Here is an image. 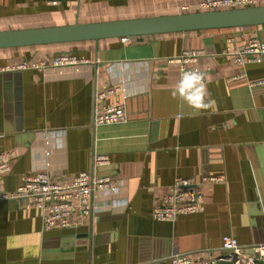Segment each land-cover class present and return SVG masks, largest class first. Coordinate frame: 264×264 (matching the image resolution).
Returning a JSON list of instances; mask_svg holds the SVG:
<instances>
[{
  "label": "crops",
  "instance_id": "obj_1",
  "mask_svg": "<svg viewBox=\"0 0 264 264\" xmlns=\"http://www.w3.org/2000/svg\"><path fill=\"white\" fill-rule=\"evenodd\" d=\"M195 2L0 0V31L177 15ZM253 38L264 41V26L0 50V154L16 153L4 191L40 173L70 182L93 172L95 155L110 158L96 175L118 182L96 195L91 220L68 229L43 232L41 210L0 202V264H172L177 254L226 256L224 236L264 244V85L251 87L264 81V62L241 67L223 55ZM190 50L205 52L189 67L204 74L206 110L172 95V60ZM64 54L89 63L9 69ZM114 87L102 105L123 104L128 120L95 128V95ZM177 178L223 181L202 186V212L157 222Z\"/></svg>",
  "mask_w": 264,
  "mask_h": 264
},
{
  "label": "built area",
  "instance_id": "obj_2",
  "mask_svg": "<svg viewBox=\"0 0 264 264\" xmlns=\"http://www.w3.org/2000/svg\"><path fill=\"white\" fill-rule=\"evenodd\" d=\"M260 0H196L193 5L184 6L181 10L186 13L213 12L223 10L253 8L259 5ZM128 38H121L126 43ZM205 55L202 50L185 51L172 60L180 65V77L185 71H198L199 68L189 67L195 64L198 58ZM223 55H231L236 65L245 66L250 63L264 62V41L253 38L235 50L226 49ZM88 60L74 55L64 54L56 57L50 64L44 61L24 62L21 65L9 68L14 71L26 69L45 70L49 67L60 68L88 64ZM179 77V80H180ZM236 78H233L235 80ZM205 83V78H204ZM264 81L251 84L252 88L263 86ZM120 87L109 88L107 92L96 93L93 124L95 128L113 126L127 122V114L121 103L102 105V102L115 93ZM16 158L14 151L0 154V202L24 200L27 208L38 209L44 213L43 232L72 228L75 225L87 223L94 215L93 200L100 192L114 191L118 182L110 177H99L96 170L110 164L106 155H95L93 158V172H82L72 181L54 182L48 174H35L23 178L21 186L12 193L5 192L3 187L5 177L12 170L11 162ZM221 178H207L202 183L194 179L177 178L171 191L162 198L153 210V219L157 222H175L180 216L193 215L204 210V192L202 186L208 183H219ZM224 257H215L193 260L187 254H177L171 258L172 264H264V244L249 246L241 245L231 236H224L221 250Z\"/></svg>",
  "mask_w": 264,
  "mask_h": 264
},
{
  "label": "water",
  "instance_id": "obj_3",
  "mask_svg": "<svg viewBox=\"0 0 264 264\" xmlns=\"http://www.w3.org/2000/svg\"><path fill=\"white\" fill-rule=\"evenodd\" d=\"M250 26H264V6L0 31V50Z\"/></svg>",
  "mask_w": 264,
  "mask_h": 264
},
{
  "label": "clouds",
  "instance_id": "obj_4",
  "mask_svg": "<svg viewBox=\"0 0 264 264\" xmlns=\"http://www.w3.org/2000/svg\"><path fill=\"white\" fill-rule=\"evenodd\" d=\"M173 98L179 96L182 100L198 110H206L214 103L206 101L207 86L204 83V74L198 71H185L181 74L178 86L172 92Z\"/></svg>",
  "mask_w": 264,
  "mask_h": 264
},
{
  "label": "trees",
  "instance_id": "obj_5",
  "mask_svg": "<svg viewBox=\"0 0 264 264\" xmlns=\"http://www.w3.org/2000/svg\"><path fill=\"white\" fill-rule=\"evenodd\" d=\"M187 14V13H186Z\"/></svg>",
  "mask_w": 264,
  "mask_h": 264
}]
</instances>
